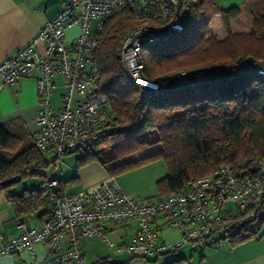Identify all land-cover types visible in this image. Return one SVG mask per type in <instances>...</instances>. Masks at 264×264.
<instances>
[{"label": "built area", "instance_id": "2783aa9c", "mask_svg": "<svg viewBox=\"0 0 264 264\" xmlns=\"http://www.w3.org/2000/svg\"><path fill=\"white\" fill-rule=\"evenodd\" d=\"M61 1L60 10L43 24L34 39L0 61V80L4 84L12 85L22 77L36 80L37 130L33 144L54 158L97 144L118 127L107 98L96 92L99 71L93 58L104 22L122 7L130 11L136 23L121 41L124 73L140 96L165 97L179 88L163 89L157 81L142 75V46L179 35L190 9L187 0ZM74 26L79 31L67 43L65 32ZM39 41L44 43L43 54L36 50ZM252 68L264 78V65ZM56 75L64 79L57 110L51 101ZM57 186V180L46 183L51 217L39 227L19 222L20 233L1 243L0 253H15L26 247L33 264H44L33 251L34 243H42L51 264H85L81 237L96 236L116 252L145 258L188 243L199 247L218 245L257 218L264 194V159L254 176L237 174L231 165L222 164L207 176L187 180L168 195L147 200L129 196L111 175L82 193H59ZM157 218L160 225L179 231L177 240H159ZM108 220L119 226L135 222L137 228L128 242L117 243L106 234Z\"/></svg>", "mask_w": 264, "mask_h": 264}, {"label": "trees", "instance_id": "16d2710c", "mask_svg": "<svg viewBox=\"0 0 264 264\" xmlns=\"http://www.w3.org/2000/svg\"><path fill=\"white\" fill-rule=\"evenodd\" d=\"M187 2L190 7L187 23L179 35L142 46V75L157 81L163 89L179 88L165 97L140 96L124 73L121 41L136 23L130 11L122 7L104 22L93 58L99 71L96 92L107 98L108 109L118 127L104 140L82 148L86 150L79 158L81 166L94 161L105 166L159 143V152L107 171L113 176L121 167L160 157L167 168L166 175L157 182L160 196L174 192L187 180L209 175L222 164L231 165L237 174L254 176L264 159V78L252 68L264 65V12L254 16L247 34L229 36L219 43L208 35L209 21L219 14L222 24L229 29L230 21L240 15L241 9L237 6L220 9L216 0ZM183 35L188 38H182ZM215 45L220 47L221 59L207 56V50L215 53ZM183 57L194 65H187L183 61L189 59ZM177 67L183 70L172 72ZM44 156L34 146L33 136L22 140L11 125L0 124V182L16 174L21 178L37 174L46 164ZM71 179L57 180L60 185L57 192L64 193L63 184ZM6 188L0 184V191ZM44 190L50 202L46 184L45 188L25 189L20 194L8 191L7 198L20 216L44 207ZM253 225L256 231H252ZM262 225L264 194L257 218L241 228L250 234L242 235L239 230L230 242L256 236ZM96 264L119 263L101 259Z\"/></svg>", "mask_w": 264, "mask_h": 264}, {"label": "crops", "instance_id": "0c3cea01", "mask_svg": "<svg viewBox=\"0 0 264 264\" xmlns=\"http://www.w3.org/2000/svg\"><path fill=\"white\" fill-rule=\"evenodd\" d=\"M253 1L256 0H216L220 9L237 6L242 11ZM61 6V0H0V61L13 55L18 48L34 39L43 24L51 19ZM217 15L219 19V14ZM78 31V26L67 30L64 35L65 41L70 43ZM36 50L39 54H43L44 43L39 41ZM55 82V90L60 89L59 96H61L64 91V79L61 75H56ZM37 108V83L34 77H22L12 85L4 84L0 80V124L11 125L13 132L22 140L31 138L37 130L34 122ZM160 149L136 158L122 157L123 160L117 159L105 166L96 161L90 162L78 168L75 174L73 170L65 173L62 175L65 176L63 180L73 176L75 178L70 180L74 190L67 191L64 187V193H82L104 180L108 176V169L124 162L153 155ZM50 210L49 206L20 216L16 215L11 201L7 198V192L0 191V244L20 233L17 226L19 222H24L30 227H39L49 218ZM156 223L160 241L177 240L179 237L177 229L160 225L159 218L156 219ZM136 228L135 222L127 226H119L111 220L106 222L108 238L117 243L128 242ZM79 244L85 264H96L101 259H108L119 264H264V232L234 244L230 240L206 247L188 243L152 258L131 257L126 252H116L106 241L96 236L81 237ZM33 251L37 260L43 261L44 264H51L47 249L42 243H34ZM0 264H33L31 251L24 247L15 253H0Z\"/></svg>", "mask_w": 264, "mask_h": 264}, {"label": "rangeland", "instance_id": "374dc122", "mask_svg": "<svg viewBox=\"0 0 264 264\" xmlns=\"http://www.w3.org/2000/svg\"><path fill=\"white\" fill-rule=\"evenodd\" d=\"M262 12H264V0L253 1L252 4L250 3L248 8L244 9L243 11L241 10L240 15L237 18L230 21L229 29L225 28V26L221 22L220 16L218 19V15L216 14L208 23V35H211V39L222 43L227 41V38L229 36L233 37L236 36V34H247L252 27L254 16ZM208 35L205 38H208ZM182 38L187 39L188 36L183 35ZM234 39L236 40V37ZM213 51L215 53L209 52L207 50L209 54L207 56L211 59L222 58V53L219 52L220 47L218 45L213 46ZM184 58L188 57H183L182 59ZM183 62H185L187 65L193 63L190 61V59H186ZM181 70H183V68L177 67L173 69L172 72ZM59 91L60 89H56L51 97L53 108H55L56 110L61 105V96H59ZM160 147L161 145L159 143H155L148 147L126 154L123 157L124 159L136 158L146 153L156 151ZM85 150L86 149H80L79 151L66 153L60 158H54L51 155H45L44 160L46 164L39 168L37 174L25 175L19 181L6 186L7 188L3 189L2 191H9L12 193L20 194L25 189L45 188L46 182L53 179H57L58 181L63 180V177H65L62 176L63 174L70 173L72 170L75 174L78 168L81 167L79 158L84 155ZM119 160H123V158H119ZM166 173L167 168L164 160L160 157H153L137 165H128L125 167H121L115 170L113 176L115 177L121 188L125 191V193H128L129 196L140 200H147L160 196V190L158 188L157 182L158 180L162 179L166 175ZM70 182L71 181L68 180L63 184L67 191L74 190L72 185L73 183ZM46 192L47 190H44L43 192V197L46 201L44 207H51L50 202L47 200V198H45ZM252 231H256L255 225L252 226ZM262 232H264V225H262L259 230H257L256 234H261ZM241 234L249 235L250 232L246 229H242ZM226 240H230V238L225 239V241Z\"/></svg>", "mask_w": 264, "mask_h": 264}, {"label": "water", "instance_id": "95a60500", "mask_svg": "<svg viewBox=\"0 0 264 264\" xmlns=\"http://www.w3.org/2000/svg\"><path fill=\"white\" fill-rule=\"evenodd\" d=\"M21 179V175L16 174L14 176L8 177L0 182L2 186H8L16 181H19Z\"/></svg>", "mask_w": 264, "mask_h": 264}]
</instances>
